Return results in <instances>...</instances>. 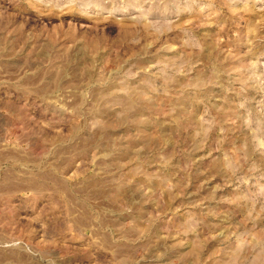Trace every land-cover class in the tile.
<instances>
[{
    "label": "rangeland",
    "instance_id": "374dc122",
    "mask_svg": "<svg viewBox=\"0 0 264 264\" xmlns=\"http://www.w3.org/2000/svg\"><path fill=\"white\" fill-rule=\"evenodd\" d=\"M0 264H264V0H0Z\"/></svg>",
    "mask_w": 264,
    "mask_h": 264
}]
</instances>
